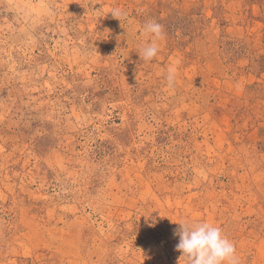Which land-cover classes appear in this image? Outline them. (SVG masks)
Wrapping results in <instances>:
<instances>
[{
	"label": "rangeland",
	"instance_id": "rangeland-1",
	"mask_svg": "<svg viewBox=\"0 0 264 264\" xmlns=\"http://www.w3.org/2000/svg\"><path fill=\"white\" fill-rule=\"evenodd\" d=\"M186 220L264 264V0H0V264H187Z\"/></svg>",
	"mask_w": 264,
	"mask_h": 264
},
{
	"label": "clouds",
	"instance_id": "clouds-1",
	"mask_svg": "<svg viewBox=\"0 0 264 264\" xmlns=\"http://www.w3.org/2000/svg\"><path fill=\"white\" fill-rule=\"evenodd\" d=\"M111 14L121 22L127 15L119 8L113 9ZM144 33L151 35L152 39L138 54L144 61H150L160 51L158 41L163 38V26L154 19L150 20L144 25ZM166 80L168 87L174 86V67L168 68ZM178 224L180 227L174 230V234L179 236L176 250L182 253L180 260L186 259L187 264H239L234 243L220 227L208 221L186 220Z\"/></svg>",
	"mask_w": 264,
	"mask_h": 264
}]
</instances>
